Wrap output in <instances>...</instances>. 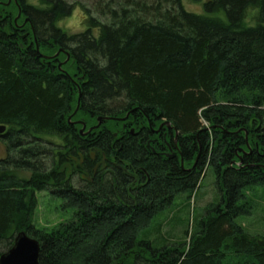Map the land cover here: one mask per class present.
Wrapping results in <instances>:
<instances>
[{
	"label": "trees",
	"instance_id": "1",
	"mask_svg": "<svg viewBox=\"0 0 264 264\" xmlns=\"http://www.w3.org/2000/svg\"><path fill=\"white\" fill-rule=\"evenodd\" d=\"M19 1V18L0 5V258L26 232L40 264H264V232L240 220L264 204V0ZM77 8L87 30L68 34ZM100 117L127 118L88 133ZM210 169L220 201L188 239L140 240ZM41 191L74 216L37 228Z\"/></svg>",
	"mask_w": 264,
	"mask_h": 264
},
{
	"label": "rangeland",
	"instance_id": "2",
	"mask_svg": "<svg viewBox=\"0 0 264 264\" xmlns=\"http://www.w3.org/2000/svg\"><path fill=\"white\" fill-rule=\"evenodd\" d=\"M81 1L84 6L95 12V6L99 0H70V2ZM110 1V0H108ZM205 0L192 1L184 0L183 4L185 9L192 13L202 14L203 4ZM27 3L40 7L39 0H27ZM7 4V3H5ZM84 11L77 8L69 18H66L59 24L68 34H78L87 30L84 24L85 15ZM259 14V9H250L248 11L247 22L250 26L256 25V18ZM256 17V18H255ZM255 19V21H254ZM58 56V55H57ZM53 140V139H49ZM57 144H62L61 141L55 139ZM6 157V150L3 144L0 143V161ZM48 161V160H47ZM22 178H29L30 174L27 172L19 173ZM186 195H178L174 203L169 208L162 211L153 220L148 230L140 233L139 239H148L153 244L163 245L166 240L176 242L178 240H187L185 236V228H190L193 224H197L202 213L204 214L205 208L210 203H218L220 201L219 190L216 186V176L210 169L208 170L205 178H203L200 188L196 191L195 196L191 202H188ZM37 208L34 214L33 222L35 226L43 231H51L59 226L62 222L69 221L75 213V210L66 208L64 201L61 198L54 197L48 191L37 192ZM259 198V197H257ZM260 213L250 218H241L245 229L250 233L264 232V204L260 206ZM190 226V227H189Z\"/></svg>",
	"mask_w": 264,
	"mask_h": 264
},
{
	"label": "water",
	"instance_id": "3",
	"mask_svg": "<svg viewBox=\"0 0 264 264\" xmlns=\"http://www.w3.org/2000/svg\"><path fill=\"white\" fill-rule=\"evenodd\" d=\"M37 51L40 52L39 46L37 45ZM61 52H65L63 49H61L56 55H59ZM68 59H70V54L68 52H65ZM44 59H51L52 57L44 56ZM61 68V65H60ZM79 104L77 106L76 112L78 111ZM129 115H127L128 117ZM126 117V118H127ZM126 118L123 119H117V118H98V125L88 131V133L92 132V130H96L100 127L102 124V120H126ZM168 127V129H171L172 127L168 122L161 125L162 127ZM86 129V126L84 125V128L82 129L81 133H83ZM160 130V129H159ZM6 132V126H0V134H4ZM132 133H135V130H131ZM158 132V131H157ZM178 136V133L177 135ZM182 167H183V161H182ZM40 243L34 239L31 238L26 232H20L16 238L13 247L4 253L0 258V264H40L39 262V255H40Z\"/></svg>",
	"mask_w": 264,
	"mask_h": 264
},
{
	"label": "flooded vegetation",
	"instance_id": "4",
	"mask_svg": "<svg viewBox=\"0 0 264 264\" xmlns=\"http://www.w3.org/2000/svg\"><path fill=\"white\" fill-rule=\"evenodd\" d=\"M11 3H15L16 5H17V7H18V10H19V15H18V18L22 15V8H21V3H20V1L19 0H8V2H7V4H5V2H0V5H3V6H7V5H10ZM16 22H17V19H16ZM161 127V126H160ZM160 129V130H159ZM163 129V127L162 128H158L156 131L155 130H153V132L158 136V139H160L161 138V130ZM158 131V132H157ZM132 133V132H131ZM134 134V133H133ZM82 135V134H81ZM82 136H84V135H82ZM177 139V138H176ZM175 142H177V141H175ZM170 149H172L171 147H170ZM155 152V151H154ZM169 155H171V157L174 155V153H169V154H167V156H169ZM133 179H135V183L136 184H140V180H139V178H133ZM131 180H132V177H131Z\"/></svg>",
	"mask_w": 264,
	"mask_h": 264
}]
</instances>
